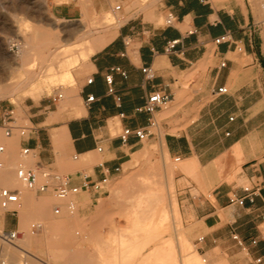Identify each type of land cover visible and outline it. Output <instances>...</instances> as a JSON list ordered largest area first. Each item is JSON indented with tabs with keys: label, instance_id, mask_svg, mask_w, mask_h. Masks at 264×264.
Instances as JSON below:
<instances>
[{
	"label": "crops",
	"instance_id": "crops-1",
	"mask_svg": "<svg viewBox=\"0 0 264 264\" xmlns=\"http://www.w3.org/2000/svg\"><path fill=\"white\" fill-rule=\"evenodd\" d=\"M47 1L56 17L74 20L85 8L103 11L111 8L112 1L133 0ZM154 6L153 13L122 16L124 21L90 55L87 73L67 88L66 97L63 94L53 102L47 95L20 106L19 126L25 134L4 136L6 160L11 162L14 156L12 146L29 147L34 155L25 159L27 164L51 166L98 202L106 190L96 191L91 184L116 177L132 155L151 149L134 133L124 140L122 131L160 126L162 151L173 159L179 157L183 168L193 169V179L180 177L189 182L183 185L181 208L201 233V250L220 252L225 264H264V192L242 205L229 203V196L243 195L245 185H264V20L249 0H157ZM168 11L175 16L173 25L160 21ZM225 33L229 40L216 44L214 39ZM172 41L176 42L170 47ZM209 58L213 65L190 76L187 86H200L192 89L183 108L164 111L158 123L156 115L163 108L159 109L155 125L149 126L150 115L136 110L148 94L163 90L173 99L181 87L179 79ZM222 61L225 66L219 67ZM114 66L125 75L111 71ZM110 72L119 100L108 92L105 76ZM222 86H227L226 92H218ZM89 94L95 99L86 105ZM8 110L0 106V129ZM148 138L159 137L152 129ZM192 189L198 197H192ZM76 208L87 210L77 204ZM17 215L18 211L0 214L6 230L18 229L11 218Z\"/></svg>",
	"mask_w": 264,
	"mask_h": 264
},
{
	"label": "rangeland",
	"instance_id": "rangeland-1",
	"mask_svg": "<svg viewBox=\"0 0 264 264\" xmlns=\"http://www.w3.org/2000/svg\"><path fill=\"white\" fill-rule=\"evenodd\" d=\"M156 1L122 2L124 9L118 12L113 8L120 2L112 1L110 9L96 11L92 7L83 8L80 17L74 20H65L56 17L51 12L47 0H0V69L12 62L10 56L18 54V43L25 39L29 40L39 24L46 29L58 26L62 38H65V31L67 32L73 27H83L86 24V27L95 31L91 37V44L98 49L106 41L105 37H102V30L111 24H120L124 21L122 16L128 12L127 17L149 10L153 13ZM249 1L254 13L264 20V0ZM165 19L166 15L164 14L160 21L165 23ZM84 31L85 29H82L77 34ZM76 35L72 37L69 44L62 47L64 52L58 54L56 62L81 47L79 43L73 44ZM89 57L81 58L72 66L71 72L74 80H60L61 68L54 67L50 70L52 79L44 77L43 80L35 81L31 87L15 97L0 98V106L12 110L16 124L19 125L22 117L21 105L29 100H39L44 96L58 92H62L66 97L67 88L76 86L80 78L87 73L85 63ZM213 64L214 62L209 58L202 64L196 65L194 71L188 73L186 78L179 79L180 90L174 91L173 99L156 115L158 123L165 117L166 112H172L175 108V113L183 108L186 101L193 95L192 89L200 86V83H197L194 88L188 87L190 76L196 72H204L208 66ZM15 107L17 109L14 111ZM152 129L159 138L144 140V147L148 146L147 148L151 149L149 151L144 149L132 155L124 164L123 170L116 177L107 181L104 186L106 191L98 199V202H92L86 192H80L76 197L62 198L54 196L51 191L36 195L35 192L25 189L15 175V168L22 161L19 156L20 148H12L15 157L12 156L11 162H7L8 145L6 144L5 150L0 153V160L4 162V167L0 169V175L5 180L0 183V188L8 186L21 189L23 192L18 215L11 216L13 222L18 223L20 233L13 243L6 242L0 236V255L11 264H96V262L97 264H123V262L124 264H186V253L194 252L199 254L202 264H225V255L223 257L220 252L209 250V248L201 250V244L198 241L201 233L196 230L193 217L183 213L181 208V202L184 200L183 185L189 184V182L180 177L186 175L193 179V169L183 168L182 161H175L164 153L160 145L164 129L160 126ZM14 134L18 135L19 133L15 130ZM4 140L6 138L3 135V129H0V144ZM29 166H33V164H29ZM129 175L132 179L128 178ZM123 185L131 187L127 194L119 195V189ZM114 189L118 190L116 195H118L119 202L112 200ZM191 194L192 197L199 195L195 189L191 190ZM28 196L31 198L29 202L27 201ZM68 199L76 200L78 207H87L86 212H81L79 208H76L75 212L70 214L64 208L61 214L55 215L53 206L55 204L62 205ZM98 205L104 206L100 209ZM1 212L3 210L0 207V214ZM154 216L160 220L150 222ZM34 222H41L42 228L32 233L30 227ZM66 222L70 225L69 227ZM60 226H63L64 232H60V230L63 231ZM4 230L6 228L0 222V234ZM22 237H24L22 247L27 252L38 256L39 259H31L25 254V251L15 247L14 244L18 243V238ZM62 238L64 239L62 240ZM65 241L71 244L70 249L67 250L70 255L62 253L58 246L60 242ZM178 245L180 248L183 245L187 247L188 252L182 249L183 253L178 254ZM135 251L139 254V258H134L137 255ZM154 251L159 254H155ZM173 253H175L176 259L171 258ZM120 259L122 260L120 261ZM170 259L173 261L167 263V260Z\"/></svg>",
	"mask_w": 264,
	"mask_h": 264
},
{
	"label": "built area",
	"instance_id": "built-area-1",
	"mask_svg": "<svg viewBox=\"0 0 264 264\" xmlns=\"http://www.w3.org/2000/svg\"><path fill=\"white\" fill-rule=\"evenodd\" d=\"M121 4H116L114 11H120ZM175 22V16L172 11H168L166 14L165 23L167 25H173ZM229 34L225 33L220 36H217L214 39L216 44L228 41ZM176 41L170 43V47L175 45ZM241 50V47L239 48ZM225 66V62L222 61L219 64V67ZM111 71H119L122 75H125V72L121 70L120 67L114 66L111 68ZM105 79L109 85L108 92L116 96L117 100L120 99L119 96L115 93L114 87L112 86V73H108L105 76ZM92 79L89 78L88 82H91ZM227 86H222L218 88V92H226ZM63 97L62 92L50 94V98L53 102L58 101ZM94 96L89 94L85 98V104L88 105L94 100ZM172 99V95L163 90H154L148 94L145 99V102L136 108L137 111L147 112L149 117V126L155 125L156 121L154 114L161 108H164L169 104ZM3 134L5 137H10L15 130L18 131L20 135L25 134V128L16 124L15 119L13 118V111L9 110L6 113V118L4 119L3 124ZM152 129L149 127L136 128L131 130L130 128H125L121 136L125 140L127 135L134 133L140 140L147 139L148 135L151 133ZM5 150V145L0 144V153ZM34 151L29 147H22L20 149V158L22 161L15 168V175L17 179L21 182L23 187L27 190L33 191L35 193H45L51 191L52 194L56 197L70 198L81 191V185L71 184L69 176L62 174L54 170L51 166L43 165L40 163H35L33 166H29L25 160L28 156H33ZM175 161L179 160V157L174 159ZM3 167V162L0 161V168ZM107 178L102 179L101 181L92 183V188L96 191H104V186L107 183ZM82 186L87 187V183H83ZM264 192V185L261 182H257L254 185H245L243 187L242 196H229V203L244 204L245 199L253 200L255 196L260 195L261 192ZM22 190L18 188H9L2 187L0 188V207L3 211H11L15 214L18 211V208L21 206V195ZM66 209L70 214L74 213L76 210V204L73 200L68 199V201L62 205L55 204L53 206V213L59 215L62 213L63 209ZM42 228L41 222H34L31 224L30 230L32 233L38 231ZM18 229L15 230H4L1 232L0 236L8 243H13L14 240L19 235ZM234 238L238 241L239 244H242V240L238 238L237 235H234ZM253 242H255L253 240ZM0 264H11L5 257L0 255Z\"/></svg>",
	"mask_w": 264,
	"mask_h": 264
},
{
	"label": "bare ground",
	"instance_id": "bare-ground-1",
	"mask_svg": "<svg viewBox=\"0 0 264 264\" xmlns=\"http://www.w3.org/2000/svg\"><path fill=\"white\" fill-rule=\"evenodd\" d=\"M82 21L85 22V20H82ZM118 26H119V24H111V25L107 26L104 30L101 31L103 33L102 37H105L106 40L111 38L115 34L116 29H117ZM82 29H85V31L83 33L77 34ZM94 32L95 31H93V29L86 27V24H85V25H83V27H73L70 30H68L67 32L65 31V34H66V35L64 34L65 38H62L61 37L62 35H60V31L58 30V26H55L52 29H50V28L46 29V28L42 27L41 24H39V26L34 29V31L32 33V37L29 40L25 39L22 42H19V43L17 42L18 43V47H17L18 48V54L11 55L10 59H11L12 62L9 63L7 66H4V67H2L0 69V98H3V97H15V96L19 95L21 92L26 91L29 87L32 86V84L35 81L43 80L44 77H48V78L52 79L53 76H52V73L50 72V70H52L54 67L55 68L56 67H60L61 68L60 80H63V81L66 80V79L74 80L72 72H71L72 66L78 60H80L81 58L82 59H86L87 57H89L92 53H94L97 50V47L95 45L91 44V37L94 34ZM74 35H76V37H75V41H73V44L79 43V44H81V47L78 50L77 49L74 50V52H72L71 54L63 56L62 59H60V60H58V62H56V57L58 56V54L64 52L62 47L65 46V44H69L70 40L72 39V37ZM43 43H45V45H43ZM70 44H72V43H70ZM12 147H11V149H12ZM3 167H4V163H3ZM2 168H0V169H2ZM129 177L131 178L130 175L128 176V178ZM128 178H127V180H128ZM2 181H5V180H4V177H2V175H0V183H2ZM126 184H128V183L126 182ZM130 187H131L130 185H123L119 189V191H120L119 195L127 194V192L129 191ZM117 191L115 190V192H113L114 193V195H112V200L113 201H116L118 199V195H116ZM117 201L119 202V200H117ZM123 202H125V201H123ZM115 204H116V202H115ZM98 206L101 209L104 205H98ZM1 213H3V212H1ZM158 220H160V219H157L154 216L153 219H151L150 222H158ZM161 220H163V219L161 218ZM93 223H95V222H93ZM148 224H150V223H148ZM67 225H68V223H67ZM63 226L62 227L60 226V228L63 229V231L60 230V232H64ZM69 226L70 225H68V227ZM57 227H58V225H57ZM70 229H72V228H70ZM70 229H68V230H70ZM175 229H177V228H175ZM51 230H52V228H51ZM59 235H58V237L61 238ZM61 235H62V233H61ZM65 236H66V234H65ZM171 237H172V235H171ZM66 238H67V236H66ZM23 239H24V237L18 238V243L14 244L15 247L17 249H19V250L21 249V250L25 251V254L28 257H30L31 259H34V260L39 259L38 256L27 252L22 247ZM63 239L64 238H62V240ZM62 240H60V241H62ZM70 245H71L70 242L65 241V242H60L58 246H60V250L62 251V253H64V252L68 253L67 250L70 249L69 248ZM177 248H178L177 249L178 254L180 252H182V249L183 250L185 249L187 251V247H185L184 245H183V247L181 246V248L178 245ZM156 250H158V249H156ZM173 252H175V251H173ZM59 253H61V252H59ZM154 253H155V251H154ZM135 254H137L136 251H135ZM155 254L158 255L159 252L155 253ZM55 255H57V254H55ZM72 255H73V253H72ZM5 256L9 257L7 255H5ZM182 256H183V254H182ZM186 256H187V257H185L186 258L185 259V263L186 264H202L201 263L202 261H200V256H199L198 253L188 252V253H186ZM59 258H61V257H59ZM77 258H79V257H77ZM134 258H139V254L135 255ZM171 258L176 259L175 253H173L171 255ZM180 258H182V257H180ZM178 259H179V257H178ZM121 260L122 259H120V261ZM62 261H63V259H62ZM167 261H168L167 263H169V262H172L173 260L170 259V260H167ZM70 263H71V261H70ZM176 263H178L177 260H176ZM96 264H97V262H96ZM111 264H114V263H111ZM123 264H124V262H123ZM170 264H172V263H170Z\"/></svg>",
	"mask_w": 264,
	"mask_h": 264
}]
</instances>
